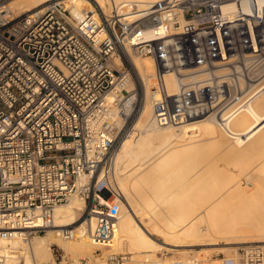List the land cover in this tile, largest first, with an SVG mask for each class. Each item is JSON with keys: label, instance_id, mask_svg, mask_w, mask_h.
<instances>
[{"label": "built area", "instance_id": "built-area-1", "mask_svg": "<svg viewBox=\"0 0 264 264\" xmlns=\"http://www.w3.org/2000/svg\"><path fill=\"white\" fill-rule=\"evenodd\" d=\"M3 6L0 0L4 237L45 233L55 227V208L75 195L84 203L81 217L94 220L90 239L112 242L120 214L113 156L135 112L123 119V104L139 94L135 83L129 87L131 52L154 62L151 107L159 126L230 118L264 86V0H159L128 11L94 1L79 18L64 0L19 14ZM170 74L175 90L166 84ZM73 228L59 230L68 239ZM158 257L152 264H161ZM129 261L113 253L106 263ZM220 261L264 264V249L248 244Z\"/></svg>", "mask_w": 264, "mask_h": 264}, {"label": "bare ground", "instance_id": "bare-ground-1", "mask_svg": "<svg viewBox=\"0 0 264 264\" xmlns=\"http://www.w3.org/2000/svg\"><path fill=\"white\" fill-rule=\"evenodd\" d=\"M47 1L8 0L3 7L19 14ZM64 1L76 18L94 9L90 0ZM98 1L106 3L107 10L114 5L128 11L159 0ZM131 64L144 91L134 123L113 156L111 184L119 190L120 214L112 242L100 246L90 239L93 219L73 226L72 237L61 235L60 227L75 224L82 215L84 203L73 195L55 208V227L45 234L27 240L0 235L4 264H55L52 244L66 255L93 257L100 264L117 251L131 253L128 264H152L160 260L157 251L162 249L173 255L161 259V264L174 258L185 264H220V258L201 259L192 246L205 247L209 254L218 245L228 254L236 250L232 244L264 242V86L256 88L251 100L230 118L212 115L183 125L159 126L151 107L154 62L131 52ZM175 83L173 75H166L169 90H175ZM133 84L132 77L129 87ZM137 103L138 94L125 101L123 119ZM99 248L103 250L97 254Z\"/></svg>", "mask_w": 264, "mask_h": 264}, {"label": "rangeland", "instance_id": "rangeland-1", "mask_svg": "<svg viewBox=\"0 0 264 264\" xmlns=\"http://www.w3.org/2000/svg\"><path fill=\"white\" fill-rule=\"evenodd\" d=\"M3 1V4L5 5V3H7L8 2V0H2ZM97 2V3H99V4H101V6H103V7H106L105 9L107 10V4L106 3H101L100 1H98V0H90V2H91V4L93 5V2ZM70 6V5H69ZM136 56V55H135ZM136 57H139V58H143V57H145V56H143V57H140V56H136ZM130 65V68H132V64H129ZM134 73V72H133ZM132 73V74H133ZM135 74V73H134ZM136 75V74H135ZM133 75V81H134V83H135V85H136V88H137V90L139 91V94H138V103H137V108H136V110H135V112L131 115V117L129 118V120H128V122H127V124H126V126H125V130L126 131H128L130 128H131V126H132V124L134 123L133 121L135 120V118H136V113L138 114V110L141 108V106H142V97H143V91H144V86H143V84H142V81L139 79V77L136 75ZM141 99V100H140ZM126 133V132H125ZM124 138L123 137H120V139L118 140V142L116 143V146H117V149H118V146L120 145V143L122 142V140H123ZM246 162V161H245ZM116 167V166H115ZM260 175L262 176L263 175V173L261 174L260 173ZM115 177V176H114ZM114 179L115 178H113V180H112V182H114ZM64 204V203H63ZM83 221H85L84 220V218L83 217H80L76 222H75V224H72V225H70V227H73V226H75V225H80V223H82ZM201 225H204V222H201ZM46 233V232H45ZM45 233H40V234H35V235H43V234H45ZM32 236H34V235H32ZM32 236H30L29 238H31ZM155 238H157V239H159V240H162L160 237H158L156 234H154L153 235ZM249 243H246V244H232V246H235V248L237 249V248H240V247H243V246H245V245H248ZM250 244H260V245H264V242H255V243H250ZM221 245V244H220ZM218 245H215L213 248L211 247L210 249V252H209V254H207V252L205 251V247H201V246H192L193 248H195V249H197V250H199V257L202 259H205V258H208V259H215V258H220L221 256H227V255H232V254H234V252L236 251H232L231 253H228V254H225V253H223V252H221V251H219V249H220V246H218ZM209 248V247H208ZM102 250L103 249H101V248H99V249H97L96 250V253L97 254H100L101 252H102ZM117 253H124V254H127V252L125 251H117ZM162 253V255H163V257H162V259H165V258H168V257H170L171 255H173V252L172 251H170V250H166V249H162L161 251H157V256H159L160 254ZM129 256H132L131 255V253L130 254H128ZM52 257H53V261H54V263L55 264H100V262H94L95 260V258H93V257H86L85 255H82V256H77L76 258H74V257H72L71 255L69 256V255H66L65 253H64V250L60 247V246H58V245H56V244H52ZM69 257V258H68ZM21 258H19V260H20ZM75 259H76V261H75ZM81 259H82V261H81ZM79 261V262H78ZM81 261V262H80ZM76 262H78V263H76ZM4 264V263H3ZM44 264H51L50 262H47V263H44ZM105 264H107L106 263V259H105Z\"/></svg>", "mask_w": 264, "mask_h": 264}]
</instances>
